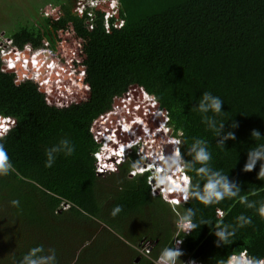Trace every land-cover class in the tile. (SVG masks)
<instances>
[{
    "label": "trees",
    "instance_id": "1",
    "mask_svg": "<svg viewBox=\"0 0 264 264\" xmlns=\"http://www.w3.org/2000/svg\"><path fill=\"white\" fill-rule=\"evenodd\" d=\"M118 13L120 24L111 16L105 27L102 11L94 10L90 27L86 14L79 16L62 2L44 17L43 29L20 26L10 34L20 47L58 52L66 93L52 95L32 75L4 72L0 61V118L15 121L3 141L15 171L0 177V264H15L41 244L56 250L58 264H152L172 243L177 227L171 229L168 203L151 195L148 172L128 179L130 162L108 178L95 170L98 125L132 88L155 97L174 133L184 130L185 151L193 137L208 140L213 166L239 180L241 195L257 206L264 201L260 162L243 171L247 151L264 142L250 136L254 128L264 134V0H118ZM205 91L224 101L217 120L236 135L224 148L196 110ZM135 119L144 124L143 118ZM234 121L238 127L231 128ZM65 137L75 152L59 154L46 168L45 149ZM115 205L123 211L113 217ZM185 207L198 209L196 219L213 225L216 208L228 213L225 223L235 224L244 213L253 225L221 247L215 246L213 229L201 225L183 238L180 258L215 264L245 247L264 256V219L238 198L211 207L190 200L175 204V211ZM144 241L150 246L140 254L135 244Z\"/></svg>",
    "mask_w": 264,
    "mask_h": 264
},
{
    "label": "clouds",
    "instance_id": "2",
    "mask_svg": "<svg viewBox=\"0 0 264 264\" xmlns=\"http://www.w3.org/2000/svg\"><path fill=\"white\" fill-rule=\"evenodd\" d=\"M79 1L82 3L81 13L77 9ZM101 1H106L107 6L111 10L105 11V13L102 11V13L105 14V19L103 17L105 27H108V18L113 16V12L118 11V1ZM99 3L100 1L98 0H78L76 6L74 4L75 10L73 8L72 11L79 16L86 14L87 18H85L84 21L88 26L90 24L92 26V21L95 17L94 10L97 9ZM116 3L117 6H115ZM117 15H119V13H117ZM118 21H115V23L120 24L121 20L118 19ZM2 32L4 31L2 30ZM6 35L12 37L10 34ZM25 45L22 47L17 45V47L23 49ZM27 55H29V53H27ZM43 70L47 72L46 68H43ZM3 71L21 77L15 72ZM47 74L49 75L50 81L46 84H42L40 81L41 77L32 74L31 72L21 78L32 75L36 77L43 86H46L51 90L53 89L52 84L56 87V90H62L63 86V90H65V84L63 81L64 72L61 63L58 62L56 66L53 63L52 70L47 72ZM143 94H146V92H143ZM152 99H155V97L152 96ZM122 102L123 100L119 103V106ZM223 104L224 101L219 96L213 95L209 91H205L203 92L199 103L196 105V110L201 115L202 123L206 125L207 129L215 133V137H218L216 143L224 148L225 141L236 140V135L233 131L225 132V121L217 120V117L224 111L222 108ZM139 110L142 111L143 108L136 107L135 105L131 107V103H124L121 109L116 108L113 116L100 121V126L98 125L96 131L100 144L96 150L100 149L104 154L108 153L103 159H111L115 165H105L104 168L100 169L101 172L107 170L114 173L122 163L128 162L126 156H134L135 161L130 163L131 167L133 166L132 168H135L136 171L132 172V175H143L145 172H148V176H150L149 184L152 196L156 195L158 190V193L170 198L173 203L177 205H184L190 200H195L205 207L218 205L225 199L238 198V202L241 205L246 209H254L256 214L259 215L261 219H264V201H261L259 206H257L256 201L250 200L247 195H241L242 189L239 180L230 179L228 173H224L219 168L213 166V154L210 150L208 140L200 137H193L185 151V132L182 128L177 130L174 136L169 137L166 143L157 144L155 146L148 156L150 163L145 166L142 161L145 160L147 156L140 157L139 154L149 152V148L146 147L144 143L148 134L147 130L149 125L145 122L142 124L135 119L138 117L137 112ZM151 110H153L152 107H149V115ZM14 124L15 121L11 117L5 116L0 118V177L8 176L15 171L8 149L3 143ZM151 124L153 125L154 122H151ZM133 125L135 128L131 129ZM230 127L236 128L238 127V123L234 121ZM149 130H151L150 127ZM250 136L257 141H260L261 138L264 137V134L254 128L251 130ZM165 145H171L170 152H165ZM182 149H184V151H182ZM74 152L75 145L70 139L67 137L60 139L58 143L45 149V167L51 168L55 164L59 154L63 153L65 156H71ZM118 156H120L118 161H116V159L114 160V158H117ZM136 157H139L140 160L136 161ZM96 160V157H94V166ZM258 162L260 163L257 178L264 179V142L256 144V146L247 151V158L243 166V171H253ZM257 194L258 193L255 191L252 193V195ZM10 203L14 207L20 206L19 200H12ZM122 211L123 208L121 205H115L112 208L110 215L115 217ZM198 211V209L192 207H185L184 211L177 216L176 227L179 234L173 238L172 243L169 246H165L161 249L155 264H178V261L185 264V262L180 259V257L185 254L180 247L183 243V238L198 231L201 225H209L213 229L212 234L216 238L214 241L216 247L232 244L234 241L233 238L236 236L239 229L253 225L252 217L250 215H245L244 213H240L235 217V224L225 223L224 218L228 213L220 208H216L218 220L215 225H213L212 221L208 219L201 218L198 221L196 219ZM15 264H58L56 250L54 248L46 249L43 244L34 246L30 248L19 261H16ZM187 264H196V261L194 259H189ZM215 264H264V256L250 254L249 249L245 247L238 252H229L227 256L220 257L215 261Z\"/></svg>",
    "mask_w": 264,
    "mask_h": 264
},
{
    "label": "rangeland",
    "instance_id": "3",
    "mask_svg": "<svg viewBox=\"0 0 264 264\" xmlns=\"http://www.w3.org/2000/svg\"><path fill=\"white\" fill-rule=\"evenodd\" d=\"M77 1L78 0H73L75 6H76ZM98 1H100L99 5L97 7L98 10H101L104 13H105V11H111L107 6L106 1L105 2H103L101 0H98ZM62 2L66 3L67 0H0V31L3 30L6 34H11L15 30H17L20 26H25V27L34 26L38 29H43L44 17L50 11H52L54 8H56L58 5H60ZM115 6H117V3ZM74 10H75V8H74ZM104 13H103V17L105 19ZM117 13H118V11L117 12L115 11L112 13V15L118 19L119 15H117ZM118 23H119V21H118ZM56 54H58V52H56ZM53 56H56V55H53ZM59 58H60L59 55H57V61L59 63H61ZM19 78H21V77H19ZM58 92H61V94H64V93H66V89L65 90H58ZM124 103H127V104L131 103V107H133V105H135L136 107L143 108L142 111L139 110L137 112V115H138V117L143 118L144 122L147 123L149 125V127L151 128V130L149 131V134H147V137H151L155 133L156 135L160 136V142L162 140H164L163 143H166L167 140L169 139V137L175 135V133L173 131V127L171 125H169V123H168L167 114H166L165 110L158 107V104L155 102L154 99H152L151 95H149L147 93L143 94V91L139 88H137V89L132 88L130 90V92L128 93V95H126L125 99L120 104V106L118 105L116 108L121 109L122 105ZM149 107H152V109H153V110H151L150 115L148 114ZM129 110H130V108H129ZM111 116H113V115H109L102 120H106V119L110 118ZM145 119L147 120V122ZM162 121H164V123ZM112 122L115 123L114 121H112ZM151 122H154V124L152 125ZM140 126H144V125H140ZM166 127H168V129H166ZM165 148H166L167 152H169L171 150V145H165ZM150 153L151 152H148L145 155H141V156L145 157L147 155V159H148V156ZM103 156H105V155H103ZM146 162L150 163V160L148 159V161H146ZM99 173H102L101 179L107 177L109 174V173H105V172H99ZM126 177L128 179H130L127 175H126ZM146 180H147V183L149 184V180L148 179H146ZM112 182H114V181L112 179H110V183H108V185L110 186V184H113ZM149 187H150V184H149ZM150 191H151V189H150ZM154 196H156V197L159 196V197H161V199L163 201L168 203L167 204L169 206V208H168V220L170 222L171 229L175 230L176 229L177 216L179 215V213L177 212L178 211L177 208H176L177 211H175V203H173V201L170 198H168V197H166L163 194H160L158 192ZM161 228L166 229L167 225L162 223ZM138 230L141 231L140 228H138ZM175 232H177V230H175L173 232V234L170 238L171 241L175 237ZM135 243L136 242H134L133 244H135ZM147 246L149 249V246H150L149 241L148 242L147 241L142 242V245H140V246H138L137 243L135 244V247L137 248V250L140 254H143L142 252L146 253L148 251L146 249ZM138 257L136 259H138ZM187 258L188 257L185 256V257H182L180 259L182 261H184L185 264H187V262H186ZM152 264H155V263H152ZM178 264H182V262L178 261Z\"/></svg>",
    "mask_w": 264,
    "mask_h": 264
},
{
    "label": "built area",
    "instance_id": "4",
    "mask_svg": "<svg viewBox=\"0 0 264 264\" xmlns=\"http://www.w3.org/2000/svg\"><path fill=\"white\" fill-rule=\"evenodd\" d=\"M81 5L82 3L79 1L77 9L80 13L82 12ZM89 26H91V24ZM27 53H29V55H27ZM53 55H56V56H53ZM57 55L58 54H56V52L51 48L32 49L29 45H25L23 49H20L17 47L12 37L6 35L4 32H0V59L2 61V69L5 71L15 72L17 75L21 77L26 76L28 75V73L31 72L32 74H35L41 77L40 81L42 84H46L47 82L49 83L50 81L49 75L47 74V72H50L52 70L53 63L55 64V66L58 64ZM43 68H46L47 72H45ZM52 88L53 89L51 90V92L53 95L61 94V92H58V90H56V87L53 84H52ZM63 89H64V86L62 90ZM166 129H168V127H166ZM147 131L149 134V131H150L149 127ZM163 141L164 140L160 142V136L154 133L153 136L146 137V139L144 140V143L146 147L149 148V152H152L157 144H164ZM165 152L167 153L166 148H165ZM145 154H139V155L140 157H142L141 155H145ZM103 155L107 156L108 153L104 154V152L101 151L100 149L95 150L93 152V156L96 157L97 159L95 161V169L98 172H101L100 169L104 168L105 165L115 166L111 159H103L104 157ZM119 158L120 156L116 158V161H118ZM148 164L149 163L147 162L144 163L145 166H147ZM134 171H136V169L131 168L128 173V176L133 177L132 172ZM103 172L109 173L110 171L105 170ZM147 179L149 180L150 176H148ZM189 259H193V258L188 257L186 262ZM194 260L196 261V264H202L196 259Z\"/></svg>",
    "mask_w": 264,
    "mask_h": 264
},
{
    "label": "flooded vegetation",
    "instance_id": "5",
    "mask_svg": "<svg viewBox=\"0 0 264 264\" xmlns=\"http://www.w3.org/2000/svg\"><path fill=\"white\" fill-rule=\"evenodd\" d=\"M68 1V3H69V7H71L72 8V10H73V8H74V2H73V0H67ZM133 128H135L134 127V125L132 126V128L131 129H133ZM147 149V148H146ZM149 151V150H148ZM141 152V151H140ZM116 159V157L114 158V160ZM126 159H127V161L128 162H131V163H133L134 161H135V157L134 156H126ZM137 160H140V158L139 157H136V161ZM146 161H148V159L146 158L145 160H143L142 161V163H145ZM133 167V166H132ZM131 167V168H132ZM128 176V175H127ZM129 177V176H128Z\"/></svg>",
    "mask_w": 264,
    "mask_h": 264
},
{
    "label": "water",
    "instance_id": "6",
    "mask_svg": "<svg viewBox=\"0 0 264 264\" xmlns=\"http://www.w3.org/2000/svg\"><path fill=\"white\" fill-rule=\"evenodd\" d=\"M139 260V257H138V259H136L135 261H138Z\"/></svg>",
    "mask_w": 264,
    "mask_h": 264
},
{
    "label": "bare ground",
    "instance_id": "7",
    "mask_svg": "<svg viewBox=\"0 0 264 264\" xmlns=\"http://www.w3.org/2000/svg\"><path fill=\"white\" fill-rule=\"evenodd\" d=\"M113 6H114V3H113ZM109 8V7H108Z\"/></svg>",
    "mask_w": 264,
    "mask_h": 264
},
{
    "label": "crops",
    "instance_id": "8",
    "mask_svg": "<svg viewBox=\"0 0 264 264\" xmlns=\"http://www.w3.org/2000/svg\"><path fill=\"white\" fill-rule=\"evenodd\" d=\"M0 32H2V31H0Z\"/></svg>",
    "mask_w": 264,
    "mask_h": 264
}]
</instances>
